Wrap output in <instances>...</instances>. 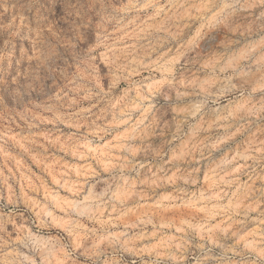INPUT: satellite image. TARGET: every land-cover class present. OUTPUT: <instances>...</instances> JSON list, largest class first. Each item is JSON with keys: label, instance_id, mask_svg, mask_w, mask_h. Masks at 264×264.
Wrapping results in <instances>:
<instances>
[{"label": "rangeland", "instance_id": "374dc122", "mask_svg": "<svg viewBox=\"0 0 264 264\" xmlns=\"http://www.w3.org/2000/svg\"><path fill=\"white\" fill-rule=\"evenodd\" d=\"M263 61L264 0H0V264H264Z\"/></svg>", "mask_w": 264, "mask_h": 264}, {"label": "bare ground", "instance_id": "6f19581e", "mask_svg": "<svg viewBox=\"0 0 264 264\" xmlns=\"http://www.w3.org/2000/svg\"><path fill=\"white\" fill-rule=\"evenodd\" d=\"M262 56L259 57L256 62L254 61V63L259 64V61L261 60ZM264 62V61H263ZM253 63V62H252ZM208 64V63H207ZM206 64V65H207ZM261 64V61H260ZM264 65V64H263ZM209 67V65H207V68ZM259 69L260 65H249L248 67H246L245 69H240V67L238 65H231L229 68H222V69H216L213 70V75L203 78V80L199 81V82H188V81H181V83H183L184 87L188 86L190 88L193 89V91L196 94H202V95H207V96H211L212 92H213V88H215V86L221 81L224 80V77L221 75H225L229 70L233 71V75H230V78L235 77L240 79V77L242 76V73H245V71H252L253 69ZM263 68V67H262ZM213 69V68H212ZM181 76V75H180ZM180 82V80H179ZM179 84V83H178ZM241 88L244 89H249L251 92H257V91H262L264 90V70L262 73H259V75L256 78V81L254 83H250L247 85H241ZM187 94V93H186ZM183 95V94H182ZM188 95V94H187ZM192 95V94H191ZM194 95V94H193ZM189 96V95H188ZM187 96V97H188ZM186 98V96H184ZM190 97V96H189ZM183 98V97H182ZM184 99V98H183ZM252 108H244L242 110V114L243 115H248L251 114ZM209 215V214H208ZM208 217V216H207Z\"/></svg>", "mask_w": 264, "mask_h": 264}]
</instances>
